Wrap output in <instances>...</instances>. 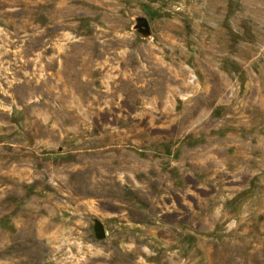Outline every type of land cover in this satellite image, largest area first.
Here are the masks:
<instances>
[{"label":"rangeland","instance_id":"obj_1","mask_svg":"<svg viewBox=\"0 0 264 264\" xmlns=\"http://www.w3.org/2000/svg\"><path fill=\"white\" fill-rule=\"evenodd\" d=\"M0 264H264V0H0Z\"/></svg>","mask_w":264,"mask_h":264}]
</instances>
